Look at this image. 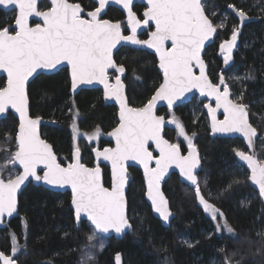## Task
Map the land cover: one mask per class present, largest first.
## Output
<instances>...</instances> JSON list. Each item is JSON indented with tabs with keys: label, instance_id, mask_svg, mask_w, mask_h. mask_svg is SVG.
<instances>
[{
	"label": "trees",
	"instance_id": "16d2710c",
	"mask_svg": "<svg viewBox=\"0 0 264 264\" xmlns=\"http://www.w3.org/2000/svg\"><path fill=\"white\" fill-rule=\"evenodd\" d=\"M81 4L88 11L95 7L92 0H70ZM45 1L42 2L43 6ZM203 9L214 25L224 21V27L203 55L210 78L223 75L233 90L235 98L242 95V102L248 106L253 124L264 134V0H203ZM234 6L248 18L240 27L238 47L233 62L226 68L218 54L220 41L227 39L239 25V17L229 10ZM134 12L140 16L142 5H135ZM215 14H212V12ZM14 15L0 10V30L8 27ZM105 18L123 21L124 14L109 7ZM151 30V28H149ZM144 36V35H143ZM117 66H123L126 95L130 105H143L161 82L156 67V58L149 52L134 47H122L114 56ZM116 71V70H114ZM237 74L239 80L232 76ZM0 78V88L4 86ZM29 112L33 117L49 121L41 127L42 136L53 146L60 163L66 165L71 152L79 147L81 161L92 166V149L108 147L111 142L105 136L96 141L79 137L74 142L73 125L87 134L101 131L106 134L117 124L116 108L104 104L98 89H82L74 96L70 94L69 75L66 69L49 75L37 76L28 86ZM197 109V106L194 107ZM187 104L177 108L179 123L187 132L197 135L194 140L199 151L202 168L198 174L201 191L205 198L225 213L233 233L221 231L214 234L213 222L197 203L194 189L181 183L176 175L164 182L167 196L175 218L167 226L160 224L144 200V182L138 169H130V183L126 193L130 227L121 236L104 238L103 249L97 248L89 259L88 250L95 234L85 220L76 221L70 207L68 192H52L43 185L29 183L19 196V214L0 229V251L11 255L10 233L17 236L22 246L15 259L20 264H78L81 258L85 264H219L221 248L235 252V261L240 264H264V240L258 234L264 233V210L256 192L248 182L245 168L237 162L234 151L244 149L238 139L211 138L205 118L194 121ZM17 120L8 113L0 121V167L5 175L17 169L9 165L15 147ZM174 131H166L171 142L184 146L182 139L174 137ZM260 143L259 152L264 146ZM7 166V167H5ZM207 179V187L203 181ZM232 179L241 183L228 187ZM103 182L109 185L108 169L103 167ZM228 188L227 192L223 190ZM219 193V195H218ZM22 223L24 227L22 228ZM211 236V238H209ZM188 241V243H184ZM192 246L189 247L188 245Z\"/></svg>",
	"mask_w": 264,
	"mask_h": 264
},
{
	"label": "snow or ice",
	"instance_id": "6c2138e0",
	"mask_svg": "<svg viewBox=\"0 0 264 264\" xmlns=\"http://www.w3.org/2000/svg\"><path fill=\"white\" fill-rule=\"evenodd\" d=\"M50 2L53 6L52 11L57 15L45 17L43 24L39 25L40 31H36L29 24V18L35 15L34 13H29L26 26L15 18L17 30L14 34H10L8 28L0 30V70L7 74V86L0 88V114H4L9 107L19 114L15 137L16 150L9 163L18 164L21 168L19 172L13 171L7 175L0 171V223L19 214L18 191L31 177L49 185L70 186L72 192L70 203L76 221L83 215L90 226L98 232L107 234L114 230L116 234H121L130 227L126 214L125 187L129 179L126 162L135 161L143 168L146 196L155 212L164 221H169L170 211L168 200L162 191V181L169 169L175 166L181 176L190 182V187L198 197V204L203 206L202 211L213 222L214 234L219 235L224 229L227 233H233L225 213L202 194L201 181L198 179L202 161L193 143L196 134L186 135L177 118L174 117L180 135L187 141L186 155L182 154L179 144L169 142L168 148L163 150L156 148L155 151L149 152L150 159L143 163L137 158L125 155L129 151V146L126 139L117 135H110L114 138V147L93 149L97 158L110 162L112 182L109 188L104 186L102 169L98 164L88 167L81 162L78 146L74 151V162L67 163L66 166L59 162L53 146L40 135L38 126L41 118L29 114L26 92L29 77L38 69H55L62 62H67L71 69L72 89H76L80 84L99 82L103 85L106 97L114 98L118 102L122 94L125 107L133 110L124 94L121 75L115 76L114 83L110 82L109 69H115L121 74L125 72L122 65H116L113 50L122 41H129L134 45H147L158 54V66L162 70L163 79L154 95L144 104V111L150 110V115L155 116L158 101H166L173 108L185 93L197 89L202 96L211 97L214 101V106L212 102L204 105L210 118L211 131L240 133L251 146L257 130L249 123L248 106L242 102V95L237 96L235 100L231 98L232 93L223 72L216 74L215 82L210 79L205 60L202 58L205 42L211 40L224 24L214 25L205 15L201 0H147L148 6L143 12L145 17L143 21L137 18L133 11L134 0H115L127 12V27L130 34L125 35L123 22H113L101 17L109 0H98V6L86 13L87 18L82 15L83 9L79 3H70L69 0ZM244 15L242 10L239 11L240 18ZM150 21L154 22V30L150 32L148 39L142 41L137 36V30L142 24L148 25ZM240 27L236 26L231 32V38L219 45V51L224 54L225 64L233 58L232 53L237 45ZM185 34H195L196 39L191 48L186 47L184 43ZM169 41L170 48L166 47V42ZM221 109L222 120L217 116ZM134 111L140 112L141 109ZM118 117L119 128L123 126L124 121L120 104ZM73 131L78 133L75 125ZM161 154L164 157L163 165L159 163ZM234 155L250 170L251 175L248 179L258 186L259 195L264 198V161L257 160L253 155L241 150H235ZM240 183V180L232 179L228 187ZM203 184L206 188V178ZM223 191L227 192L228 188ZM220 220L224 222L221 223ZM21 226L23 228L24 223ZM258 235L264 240V233ZM11 239L15 242L17 236L13 234ZM88 239L94 240L95 234ZM19 247L21 246L13 247L12 253L15 254ZM99 247L103 249L104 243L101 242ZM259 250L264 251V246ZM220 253L219 264H234L235 252L229 253L228 249L221 248ZM91 258L89 256V259ZM120 260L121 257L117 254V264H120ZM0 261L2 264H16L14 255H5L3 252H0ZM235 264H240V261H235Z\"/></svg>",
	"mask_w": 264,
	"mask_h": 264
},
{
	"label": "water",
	"instance_id": "95a60500",
	"mask_svg": "<svg viewBox=\"0 0 264 264\" xmlns=\"http://www.w3.org/2000/svg\"><path fill=\"white\" fill-rule=\"evenodd\" d=\"M39 1L40 0H37V2H36V0H0V5H8V7L0 6V9H2L4 11L16 10V17L15 18H18L21 21V24L22 25H25V26L28 23L29 13H34L36 16L33 15V16H31L29 18V24L31 26V21H35V22L39 23L38 25L33 26V28L36 31H40L39 25L43 24L44 18L45 17H51L53 15H57V13H54L52 11V7L53 6L51 5L50 0H47V2L49 3V5H50L51 8L50 9H47L45 11H39V9H38V2ZM93 1L95 2L96 6H98V0H93ZM202 1L203 0H201V4H202ZM70 3H72V2H70ZM136 4H141V5H144L145 6L144 10L142 11L141 17H138L137 16V18H139L141 21H143L145 19V17L143 16V12L146 10V8L148 6L147 5V0H134V2L132 4V8ZM110 6L119 9L124 14V16H125L124 24H125L126 33L123 30V34L129 35L130 34V29L127 27V12H126L125 9H123V7L121 5L117 4L115 2V0H109V3L106 5L105 10L101 14V17H103L106 9L108 7H110ZM205 15H206V13H205ZM113 22H118V21H113ZM149 26H152V30L151 31L154 30V22H151L150 21L148 25H143V24L141 25V27L137 30V36L140 35L142 32L146 31ZM134 27H135V25H134ZM12 28H14L15 30H17L16 27H15V20H14V22L12 24ZM150 32L148 33V37L146 39L149 38ZM10 34H14V33H11L10 32ZM215 36H216V34L214 35V37L211 40L205 42V47H204V50L202 51V58H203V55H204V52H205L206 48L213 43V41L215 39ZM132 38L134 39L135 37L133 36ZM146 39H143V40H146ZM195 39H196L195 34H185L184 43H185L186 47L191 48L193 46V43H194V40ZM125 46H127V47H134L136 45L132 44L129 41H122L113 50V59H114L115 53L120 48L125 47ZM138 46L141 49L146 50L147 52H149L150 54H152V55H154L156 57V60H157L156 66H157L158 71L161 74V78L163 79L162 70L158 66V64H159L158 54L155 53V50L149 48L147 45H138ZM166 47H169V48L171 47V42L170 41L169 42H166ZM206 66H207V64H206ZM60 68H67L68 71H69V78H70L71 69H70V65H68L67 62H62L55 69H38L37 72L34 73L32 77H29V80L27 82V85H26L27 97H28V86L32 82V80H34L37 76L42 75V74H44V75L52 74V73L56 72L57 70H59ZM112 70L113 69H109V75H110V72ZM196 71H197V74H198V69H196ZM207 72H208V67H207ZM2 77L5 79V85L3 87H6L7 86V74L3 70H0V78H2ZM122 78H123V75H121V79ZM109 79H110V77H109ZM162 79H161V82H162ZM110 82H113L114 83L115 82V77L112 80H110ZM161 82H160V84H161ZM122 83L124 85L123 91H124V94L126 96V87H125V83L123 82V80H122ZM160 84L158 85L157 89L159 88ZM94 88H97V89H100L101 90V95H102L101 97H102V100H103L104 104L113 105L116 108V112H117V115H116V117H117V124H116V126L114 128H112L111 130H109L106 133L107 140H109L113 144L111 147H114L115 146V141H114V138L111 137L110 135L120 136V137L126 139L127 144L129 146V151L127 153H125V155L132 156L134 158H137V159L141 160V162H143V163H147L148 159H150V157L148 155L149 152L155 151L156 148H160L161 150H163V149H166V148L169 147V141L164 137L163 134H164V129L165 128H169V127H172L173 126V120L172 119H166L162 115L158 114L157 112H158V109L159 108H166L168 110H173L177 106H179V105L185 103L186 101H188L194 95L199 96L201 99L207 100L208 101L207 103L213 102V100H212L211 97L202 96L199 93V90L193 89L191 92L185 93V95L183 97H181V99L178 100L174 104L173 108L171 107L170 104H167L166 101H158L157 102L156 109H155V113L156 114H155V116H152V115H150V110H148L147 112L143 110V106L144 105L141 106V107H135V106H132V105L129 104L133 108V110H129L128 108H126L125 107V102H124V99H123V95L121 94L120 97L118 98V102L120 104V107H121L122 112L124 113V121H123V126L118 128L117 126H118V119H119V117H118L119 104H118V102L114 98L106 97L104 95L103 85H101L99 82H95V81L92 84H80V85L77 86L76 89H72L71 88V85H70V92H71V94L75 95L76 93H78L82 89H94ZM155 91H154V93H155ZM154 93L152 95H154ZM152 95H151V97H152ZM126 99H127V96H126ZM127 102H128V99H127ZM134 109H141V111L140 112H136V111H134ZM28 110H29V100H28ZM206 112H207V110H206ZM8 113H11L16 118V120H17V128H18L19 114L14 109H12L11 107H9L4 114H0V121L2 119H4ZM220 113H223L222 112V109L217 113V116ZM29 114H30V112H29ZM40 118H41V123H40V125L38 127H39V132H40V135H41V131H40L41 126L42 125H45V124H48L49 121L47 119H45V118H42V117H40ZM208 118H209V116H208ZM209 124H210V118H209ZM17 128H16V134H17ZM210 131H211V127H210ZM16 134H15V137H16ZM211 135L212 136H218V137H229V138L239 137V138L243 139L244 142H245V144H246V147L249 150V153H247V154L253 155L256 158V149L255 148H256V139L258 137V131H257V135L255 137H253V142H252V145L251 146H249L247 144L246 138L243 137V135L240 134V133H213L211 131ZM41 137H42V135H41ZM263 139H264V137H263ZM148 145H150V147L152 149L150 147H148ZM100 150H102V149H100ZM74 151L75 150H73V152H72V156H71L70 162H74V159H75V157H74ZM186 154H187V152H186ZM92 156H93V165L92 166H88V167H94V166H96L98 164L99 167L102 169V166L103 165L106 166L108 168V171H109V180H110V183H109V186H105V185L104 186L110 188L111 187V182H112L111 181V165H110V162L104 161L103 158H97L95 156L94 151H92ZM57 158H58V156H57ZM159 163L161 165H163V163H164L163 154H161V156H160ZM13 166L18 170V172L21 170V168H20V166L18 164L13 165ZM244 166L246 167V165H244ZM40 167L42 168L43 166H40ZM130 167H134V168H137V169L140 170V172L142 174L143 181H144V186H145L144 200H145L146 204L150 207L152 215L157 220H159V222H160V224L162 226L167 227L173 221V219L175 218V213L170 209V206H169L170 218H169V221H164L163 218L158 213L155 212V210L151 206L150 200H148V198L146 196V178L144 177L142 166L139 165L138 162H135V161H127L126 162V168H127L128 177H129V168ZM246 169H247L248 174L250 176L251 175L250 170L247 167H246ZM170 174H176L179 177V179H180V181L182 183L187 184V185L190 186V182H187L181 176V174L179 173V170L178 169H175V166H173L172 168L169 169V172L166 174V177H165V179L163 181H165L169 177ZM102 175H103V171H102ZM163 181H162V191H163ZM248 181H249V184L252 187V189H254L258 193V196H259V198H260V200H261V202L263 204V209H264V198H261L260 197L259 190H258V186L254 185L249 179H248ZM129 182H130V177H129L128 182H127L126 187H125V194L127 193ZM29 183L41 184L46 189H48V190H50L52 192H59V193L68 192L70 194V202H71L72 192H71L70 186L59 187V186H55V185H49V184H47L44 181H36L33 178H31V177L29 178L28 181L25 182L24 185L21 186V189L18 191V200H19L20 194L22 193V191L25 189V187ZM163 193H164V191H163ZM164 195H165V193H164ZM126 200H127V198H126ZM70 207H71V209L73 211V215H74V209L71 206V203H70ZM126 214L128 216V204H127ZM16 216L17 215H14L11 218H6L2 223H0V229L5 226V222H9L11 219H13ZM80 220L87 221V218L82 215V217H81ZM129 223H130V221H129ZM91 228H92V230L94 232H96L97 234L101 235L103 238H108V237H111V236H114V237L121 236V235H123L129 229V228H126L123 231V233H121V234H116L114 232V230H110L109 233L105 234V233L98 232L93 227H91ZM0 252H2V251H0ZM4 254L5 255H8L6 253H4ZM0 264H2V261H0ZM16 264H20V263H18L16 261Z\"/></svg>",
	"mask_w": 264,
	"mask_h": 264
},
{
	"label": "flooded vegetation",
	"instance_id": "af4514ba",
	"mask_svg": "<svg viewBox=\"0 0 264 264\" xmlns=\"http://www.w3.org/2000/svg\"><path fill=\"white\" fill-rule=\"evenodd\" d=\"M43 1H45L46 3H45V5L46 6H43L42 5V2ZM69 2H72V3H78V2H73V1H70L69 0ZM92 2L95 4V2L92 0ZM203 3V2H202ZM81 5V4H80ZM136 5H141V4H136ZM135 6V5H134ZM143 6V10H144V8H145V6L144 5H142ZM82 7V6H81ZM95 7H96V4H95ZM94 7V8H95ZM110 7H112V6H110ZM51 7H50V5H49V3L47 2V0H40L39 2H38V9H39V11H45V10H47V9H50ZM93 8V9H94ZM109 8V7H108ZM107 8V9H108ZM113 8H115V7H113ZM134 8V7H133ZM82 9H83V7H82ZM93 9H91V10H93ZM107 9H106V11H107ZM117 9V8H116ZM0 10H2V9H0ZM91 10H88V11H91ZM119 10V9H118ZM134 10V9H133ZM142 10V11H143ZM3 12H6V13H11V14H13L14 15V17H13V20H12V23L8 26V27H6V28H8L9 29V32H11V33H14L16 30L14 29V28H12V24H13V22H14V20H15V17H16V10H8V11H4V10H2ZM88 11H86V10H84L83 9V12H82V15L85 17V18H87L86 17V13L88 12ZM106 11H105V13H106ZM105 13H104V15H105ZM136 14V13H135ZM142 14V13H141ZM104 15H103V17L102 18H104V19H107V18H105L104 17ZM137 15V14H136ZM138 16V15H137ZM138 17H141V15L140 16H138ZM124 19H125V16H124ZM111 21H114V20H111ZM118 22H121V21H118ZM123 22V24H124V20L122 21ZM39 23H37V22H35V21H31V26H35V25H38ZM125 25V24H124ZM149 28H151V30H152V26H149L148 27V29L146 30V31H144V32H142L140 35H138V38L140 39V40H143V39H146L147 37H148V33L151 31V30H149ZM2 30V29H1ZM124 32L126 33V30H125V27H124ZM240 34V33H239ZM144 35V36H143ZM216 35H217V33H216ZM216 37V36H215ZM125 47H127V46H125ZM140 48L138 45H136V46H134V48ZM141 49V48H140ZM146 51V50H145ZM117 53V52H116ZM115 53V54H116ZM115 56V55H114ZM156 58V57H155ZM204 59V58H203ZM156 62H157V60H156ZM157 64V63H156ZM207 64V63H206ZM157 67V66H156ZM60 69H66L67 70V72H68V75H69V71H68V69L67 68H60ZM59 69V70H60ZM59 70H57V71H59ZM115 69H113L111 72H110V75H109V77L111 76V74H112V72L114 71ZM158 70V69H157ZM56 71V72H57ZM55 73V72H54ZM160 73V72H159ZM53 74V73H52ZM121 73H118L117 75H120ZM42 75H44V74H42ZM121 75H123V78H122V80H123V82H124V73H122ZM3 78V77H2ZM114 78V77H113ZM113 78H110V80H112ZM162 79V78H161ZM211 79V78H210ZM5 80V79H4ZM226 80V79H225ZM33 81V80H32ZM214 82H215V80H213ZM69 82H70V78H69ZM125 83V82H124ZM226 83H227V81H226ZM228 84V83H227ZM4 85H5V83H4ZM229 85V84H228ZM125 87H126V85H125ZM229 88H230V92L232 93V95H231V98L232 99H236L235 98V95L233 94V90L231 89V87H230V85H229ZM94 89H97V88H94ZM157 89V88H156ZM155 89V90H156ZM100 92H101V90L100 89H98ZM154 93V92H153ZM152 93V94H153ZM70 94H71V92H70ZM71 95H73V94H71ZM74 96V95H73ZM102 96V95H101ZM127 96V95H126ZM151 97V96H150ZM102 98V97H101ZM29 100V99H28ZM149 100V99H148ZM147 100V101H148ZM103 101V100H102ZM146 101V102H147ZM145 102V103H146ZM208 101L207 100H205V99H201L199 96H197V95H194V96H192L188 101H186L185 103H183V104H181V105H179V106H177L175 109H173V110H168V109H166V108H159L158 109V114H160V115H162L163 117H165L166 119H172L173 120V126L172 127H169V128H165L164 129V137H165V132L166 131H174V137H176V138H179V139H182L181 137H180V131H179V127L176 125V120H175V118L174 117H176L177 119H178V121L180 120V118H179V116L176 114V110H177V108L178 107H180V106H182V105H185V104H187V108H193L192 109V111H191V115H192V117L194 116V121H196L200 116L202 117H204L205 118V121H206V126H207V129H208V132H209V136L211 137V138H225V139H238L239 141H241V143H242V145H243V148L244 149H238V150H241V151H244V152H246V153H249V150H248V148L246 147V144H245V142H244V140L243 139H241V138H239V137H235V138H229V137H218V136H212L211 135V131H210V124H209V118H208V114H207V112H206V110H205V108H204V105L207 103ZM144 103V104H145ZM213 103V106H214V101L212 102ZM143 104V105H144ZM143 105H141V106H143ZM141 106H139V107H141ZM197 106V109L196 108H194V107H196ZM248 112H249V110H248ZM116 115H117V112H116ZM116 119H117V117H116ZM218 119H223V113H220V114H218ZM249 122H250V124L251 125H253L255 128H256V126L253 124V122H252V119H251V114H250V112H249ZM43 126V125H42ZM41 126V127H42ZM116 126V125H115ZM114 126V127H115ZM113 127V128H114ZM185 129V128H184ZM257 129V128H256ZM111 130V129H110ZM40 131H41V129H40ZM257 131H258V137H257V139H256V158H257V160H260V161H264V157H262V155H263V153H261V152H259V147H260V143H261V140H260V137L262 136L260 133H259V130L257 129ZM185 132H186V134H193V133H190V132H187L186 130H185ZM107 133V132H106ZM42 135V134H41ZM43 137V136H42ZM196 137H197V135H195V137H194V139H193V143H194V140L196 139ZM44 138V137H43ZM105 138H106V134H105ZM166 138V137H165ZM45 139V138H44ZM107 139V138H106ZM167 139V138H166ZM168 140V139H167ZM169 142H171L170 140H168ZM263 142H264V139H263ZM172 144H178L177 142H171ZM113 144H112V142H111V145L110 146H108V147H111ZM180 145V144H179ZM97 148V147H96ZM96 148H94V149H96ZM151 148V147H150ZM180 148H181V152H182V154H186V152H187V146H183V147H181L180 146ZM103 149V148H102ZM152 149V148H151ZM73 150H75V149H73ZM73 150H72V152H73ZM92 151H93V149H92ZM72 152H71V156H72ZM81 153V152H80ZM92 153V152H91ZM198 153H199V151H198ZM199 156H200V154H199ZM93 157V156H92ZM236 157V156H235ZM201 158V157H200ZM236 159H237V162L240 164V165H242L244 168H245V170H246V172H247V174H248V171H247V169H246V167L239 161V159L236 157ZM58 160H59V158H58ZM71 160V159H70ZM60 162V161H59ZM70 162V161H69ZM68 162V163H69ZM82 162V161H81ZM67 164V163H66ZM93 165V164H92ZM103 167H105V168H107L106 166H102V171H103ZM131 168H134V167H130L129 168V177H130V179H131V175H130V169ZM108 169V168H107ZM135 169H137V168H135ZM139 170V169H138ZM201 170V169H200ZM200 170H199V172H200ZM140 171V170H139ZM17 172H18V170H17ZM109 172V171H108ZM199 172H198V174H199ZM142 175V174H141ZM171 175H176V174H170L169 175V177L171 176ZM177 176V175H176ZM248 176H249V174H248ZM168 177V178H169ZM168 178L165 180V181H167L168 180ZM177 178H178V180L180 181V179H179V177L177 176ZM143 179V178H142ZM165 181H163V185H164V182ZM144 182V181H143ZM181 182V181H180ZM249 182V181H248ZM110 183V182H109ZM130 183V182H129ZM182 183V182H181ZM184 184V183H183ZM105 185V184H104ZM185 185H187V184H185ZM106 186V185H105ZM109 186V185H108ZM129 186V185H128ZM189 186V185H188ZM144 188H145V186H144ZM252 188V187H251ZM254 190V189H253ZM255 191V190H254ZM256 192V191H255ZM256 194L258 195V193L256 192ZM166 196V195H165ZM259 197V196H258ZM127 198V197H126ZM166 198H167V196H166ZM168 200V199H167ZM259 200H260V198H259ZM260 202H261V200H260ZM168 203H169V201H168ZM262 203V202H261ZM127 204H128V202H127ZM169 206H170V204H169ZM262 206H263V204H262ZM171 209V208H170ZM264 210V209H263ZM128 217H129V211H128ZM130 221V220H129ZM6 223L7 222H5V225H6ZM89 224V223H88ZM12 256V255H11Z\"/></svg>",
	"mask_w": 264,
	"mask_h": 264
},
{
	"label": "rangeland",
	"instance_id": "374dc122",
	"mask_svg": "<svg viewBox=\"0 0 264 264\" xmlns=\"http://www.w3.org/2000/svg\"><path fill=\"white\" fill-rule=\"evenodd\" d=\"M202 2H203V1H202ZM229 10L232 11L233 14H235V15H237V16H238V13H239V11H240V10H237L235 7H229ZM212 14H215V12L213 11ZM238 17H239V16H238ZM246 20H248V18H247L245 15H244L243 18H240V17H239V21H240V23H239L238 26H241L242 23L245 22ZM221 23H224V21H221ZM233 30H234V29H233ZM239 33H240V31H239ZM238 37H239V35H238ZM238 37H237V45H236V47L233 49L232 56L234 55V52H235V50H236L237 47H238ZM230 38H231V35H230L227 39H230ZM227 39H225V40H227ZM225 40L220 41L219 45H220L223 41H225ZM219 45H218V54L221 56V58H222V60H223V56H224V54L221 53V52L219 51ZM232 62H233V58H232V60H230L227 64H225L224 62H222L223 67H224V68L228 67ZM117 74H118L117 71H113L112 74H111V76H110V78L115 77ZM237 77L239 78V76H238L237 74H234V75L232 76V79L235 80V81H237V80H239V79H236ZM175 118H176V117H175ZM175 120H176V119H175ZM179 133H180V132H179ZM185 133H186V132H185ZM73 134H75V135H74V142H76V140H77L79 137H84V138H86L88 141H92V140H93V141H96L97 138H98L99 136H103V135L105 136V133H103V132H101V131H97V130H96V131H93L91 134H87L86 132H82V131L78 130V133L73 132ZM186 135L191 136V134H186ZM180 137L182 138V140H183V142H184V146H187V141L184 139V137H182L181 135H180ZM263 137H264V134H262V136L260 137L261 144H263V145H261V146H264ZM88 138H89V139H92V140H89ZM193 139H194V138H193ZM96 147H97V146H96ZM75 148H76V147H75ZM75 148H74V149H75ZM65 162L68 163L69 161H65ZM8 164H9V165H12V164H10L9 162H8ZM12 166H13V165H12ZM0 171H1V167H0ZM196 198H197V203H198V197L196 196ZM200 206L203 208L202 205H200ZM205 214H206V213H205ZM206 215H207V214H206ZM220 222L223 223L224 221H223V220H220ZM223 231H225V232L227 233L226 229H224ZM12 235H13V234L10 233V238H11ZM11 242H12V248H13V247H16V246L18 245L17 242H16V241L13 242L12 239H11ZM101 242L104 243V238H103L101 235H99L97 238L94 239L93 246L88 250V252H87V253H88V254H87L88 257H89V256H91V257L94 256V254H95L97 248H100L99 245H100ZM19 246H20V245H19ZM20 249H22V246L19 247L18 251H17L15 254L12 253V249H11L10 254L15 256L17 253L20 252ZM78 264H85V263H84V260L81 258V260H80V262H79Z\"/></svg>",
	"mask_w": 264,
	"mask_h": 264
}]
</instances>
